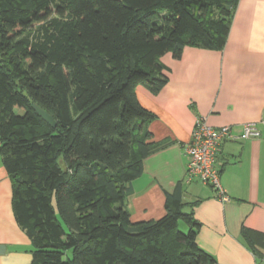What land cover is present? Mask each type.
<instances>
[{
  "label": "trees",
  "instance_id": "obj_1",
  "mask_svg": "<svg viewBox=\"0 0 264 264\" xmlns=\"http://www.w3.org/2000/svg\"><path fill=\"white\" fill-rule=\"evenodd\" d=\"M236 2L0 0V158L30 264H216L178 190L156 221L125 202L160 147L135 90L166 85V53L221 49Z\"/></svg>",
  "mask_w": 264,
  "mask_h": 264
},
{
  "label": "crops",
  "instance_id": "obj_2",
  "mask_svg": "<svg viewBox=\"0 0 264 264\" xmlns=\"http://www.w3.org/2000/svg\"><path fill=\"white\" fill-rule=\"evenodd\" d=\"M158 62L166 85L156 93L135 90L153 116L150 141L160 147L143 159L141 175L129 184V222L160 219L167 197L178 190L198 225V248L216 264H264V0H237L221 49L186 46L178 59L166 53ZM198 119L214 129L229 127L235 136L246 124L259 132L256 139H227L219 147L216 166L226 202L210 186L185 181L184 147ZM0 246V264L31 263V244L16 224L1 158Z\"/></svg>",
  "mask_w": 264,
  "mask_h": 264
},
{
  "label": "built area",
  "instance_id": "obj_3",
  "mask_svg": "<svg viewBox=\"0 0 264 264\" xmlns=\"http://www.w3.org/2000/svg\"><path fill=\"white\" fill-rule=\"evenodd\" d=\"M259 132L254 124H246L242 127L240 135L231 134L229 127L214 129L198 119L192 130L190 141L184 147V155L187 158L185 169V181L198 180L213 188L222 202L227 201L219 183V171L216 166L219 147L225 140L256 139ZM264 261V257H263Z\"/></svg>",
  "mask_w": 264,
  "mask_h": 264
},
{
  "label": "water",
  "instance_id": "obj_4",
  "mask_svg": "<svg viewBox=\"0 0 264 264\" xmlns=\"http://www.w3.org/2000/svg\"><path fill=\"white\" fill-rule=\"evenodd\" d=\"M32 107H33L34 111L39 115V117H40L44 122H46L47 124H49L51 127H54V126H55V124H54L52 118H51L47 113H45L43 110H41L40 108H38V107L35 106V105H33ZM189 212H190V209H189V208H183V209L181 210V213H182L183 215H187ZM3 251H4L3 246H0V254H2Z\"/></svg>",
  "mask_w": 264,
  "mask_h": 264
}]
</instances>
